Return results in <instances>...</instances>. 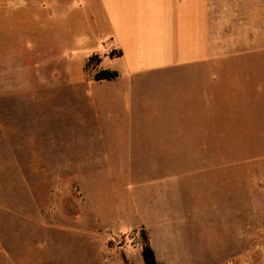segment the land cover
Listing matches in <instances>:
<instances>
[{
  "label": "rangeland",
  "instance_id": "1",
  "mask_svg": "<svg viewBox=\"0 0 264 264\" xmlns=\"http://www.w3.org/2000/svg\"><path fill=\"white\" fill-rule=\"evenodd\" d=\"M93 8L0 1V264H145L147 242L159 264H264V94L184 132L159 177H110L95 123L52 83L92 48Z\"/></svg>",
  "mask_w": 264,
  "mask_h": 264
},
{
  "label": "crops",
  "instance_id": "2",
  "mask_svg": "<svg viewBox=\"0 0 264 264\" xmlns=\"http://www.w3.org/2000/svg\"><path fill=\"white\" fill-rule=\"evenodd\" d=\"M76 1L54 0L64 7ZM79 1L95 5L86 16L91 38L83 43L92 48L53 80L61 84L54 96L78 98L80 116L95 123L110 155V177H159L157 165L183 162L168 149L184 132L197 137L224 126L239 93L263 96L264 0ZM100 43L107 45L103 52ZM94 56L99 64L89 74ZM99 70L119 76L97 81ZM184 115L191 123H183Z\"/></svg>",
  "mask_w": 264,
  "mask_h": 264
},
{
  "label": "trees",
  "instance_id": "3",
  "mask_svg": "<svg viewBox=\"0 0 264 264\" xmlns=\"http://www.w3.org/2000/svg\"><path fill=\"white\" fill-rule=\"evenodd\" d=\"M94 59H98V57L94 56L89 60L87 64V69L94 62ZM98 64H99V59H98ZM118 76H119L118 73L114 71L99 70L95 73L94 78L95 80L100 81V80L116 79ZM143 257H144L145 264H159L157 261L155 252L149 242H147L144 246Z\"/></svg>",
  "mask_w": 264,
  "mask_h": 264
}]
</instances>
